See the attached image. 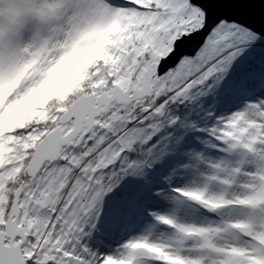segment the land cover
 I'll list each match as a JSON object with an SVG mask.
<instances>
[{
	"label": "snow or ice",
	"instance_id": "1",
	"mask_svg": "<svg viewBox=\"0 0 264 264\" xmlns=\"http://www.w3.org/2000/svg\"><path fill=\"white\" fill-rule=\"evenodd\" d=\"M264 0H0V264H264Z\"/></svg>",
	"mask_w": 264,
	"mask_h": 264
},
{
	"label": "water",
	"instance_id": "2",
	"mask_svg": "<svg viewBox=\"0 0 264 264\" xmlns=\"http://www.w3.org/2000/svg\"><path fill=\"white\" fill-rule=\"evenodd\" d=\"M228 11L235 14L237 18L253 23L256 27L260 26L261 20L264 18V5L259 3L241 5Z\"/></svg>",
	"mask_w": 264,
	"mask_h": 264
}]
</instances>
